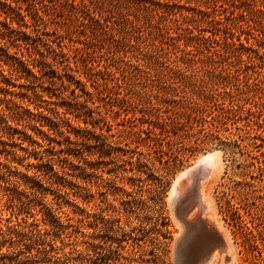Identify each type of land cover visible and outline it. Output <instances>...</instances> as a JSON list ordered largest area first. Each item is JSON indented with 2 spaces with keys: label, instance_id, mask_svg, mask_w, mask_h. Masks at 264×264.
I'll list each match as a JSON object with an SVG mask.
<instances>
[{
  "label": "rangeland",
  "instance_id": "rangeland-1",
  "mask_svg": "<svg viewBox=\"0 0 264 264\" xmlns=\"http://www.w3.org/2000/svg\"><path fill=\"white\" fill-rule=\"evenodd\" d=\"M13 103L81 130L37 172L44 135L0 121V264H174L167 195L208 153L201 264H264V0H0V114Z\"/></svg>",
  "mask_w": 264,
  "mask_h": 264
},
{
  "label": "trees",
  "instance_id": "trees-1",
  "mask_svg": "<svg viewBox=\"0 0 264 264\" xmlns=\"http://www.w3.org/2000/svg\"><path fill=\"white\" fill-rule=\"evenodd\" d=\"M26 39H27V36L25 38V41ZM38 55L42 59L47 58V55L45 56L42 52H38ZM25 56H27V59H25ZM21 57L23 58L22 60H20L21 64H25L26 66L32 65V67H35L33 63L36 62L37 59L32 58L31 60H28L30 55L29 54L26 55L23 53H21ZM61 57H63V55H61ZM48 65H50L48 67L51 68L53 64L48 63ZM25 70L27 71L26 77H31L33 80H41L42 76H36L28 68H25ZM52 73H54V71ZM38 74H40V71H38ZM43 75H45V73ZM56 77L59 79L61 83H63L61 76H56ZM2 78L4 82L6 83L5 78L4 77ZM18 108L20 107L15 106L14 103H13V107L5 106V109H1L0 121L3 123L12 122L14 124V127L10 125L6 127L7 130H10L12 132L9 134V136L11 137L13 134H21L23 135L24 138L30 139L32 142H36L33 139L32 135L26 132L27 129L30 130L31 133L33 134L44 135L43 139L47 141L46 145L48 146L49 152H51L50 154L51 157L46 158L43 164H38L35 166V168L37 172H41L43 171L41 170V168L45 166L49 168V171H52V166L54 162L55 161L61 162V159L57 154L60 152H65L69 150V146L67 145L65 146V148H60L59 150H56L55 147L52 145V143L53 142L56 143L59 147L63 145V143L60 140L55 139V137L53 136L57 135L59 137H63V140H65L68 144H71L72 142H71L69 134L72 133L74 137H78L80 135L79 132L81 129L79 128L74 129V127L70 125L67 118L59 119L55 114H52L51 110L46 109V113H43L41 111H36L35 113H33V112H30L28 109H22L20 111L18 110ZM42 128H46V129L42 130ZM109 128L110 127H108L107 130H109ZM99 130H101V128H99ZM163 131H166V130L163 129ZM20 140H23V139H20ZM47 173L48 171L42 174L44 175L43 177H45ZM39 176L40 174L34 175V176L23 175L21 177V182L15 181L13 184L15 186L16 192L18 193L28 192L29 195L36 196L37 193H41V191L44 190L45 185H51L54 183V182H50L51 177H45L44 180H41V179H38ZM55 176L56 177L58 176L57 173L55 174ZM20 187L21 189H18ZM52 213H53V210L50 208L47 210L46 216H54ZM23 235L25 236L27 234L24 233Z\"/></svg>",
  "mask_w": 264,
  "mask_h": 264
},
{
  "label": "bare ground",
  "instance_id": "bare-ground-1",
  "mask_svg": "<svg viewBox=\"0 0 264 264\" xmlns=\"http://www.w3.org/2000/svg\"><path fill=\"white\" fill-rule=\"evenodd\" d=\"M216 168H217L216 167V160H215V155L213 153H208L206 155H202V156L198 157L196 159V161H194V163H192V165L185 168L183 171L179 172L175 176L174 180L171 183V187H170V190H169L168 195H167V202H168L169 207L171 208L170 210H172V218L175 221V223L177 224L178 229H179V232L174 236V242L180 241V239L182 238L183 239V241H182V244H183L182 251L183 252L191 253V252H193V250H196L199 253L198 255L201 256V259L196 260L194 264H201L202 262L205 261L207 254H208L207 252H209L208 251V247H209L208 241L209 240L198 239L200 237L203 238L202 229L204 230V228H202L199 220L193 219L191 221V218L188 217V214H189L188 212L194 208L195 212L199 213V215H203L210 210L209 209V202L206 201L207 198H204L203 191H205V193H206V188H207V182L206 181L208 179H210V177L212 175H214V172L217 170ZM183 180H185V183L182 182ZM196 186H197V188H196ZM198 186H201V190L200 189L198 190ZM180 198L184 199V202L181 205V210L183 211V215L180 218H178V217H176L174 206H175V202L177 200H179ZM208 219H209V217H208ZM212 222H213V220H212ZM213 224H214V222H213ZM217 242L218 241H216V243H215L216 245H217ZM221 244H219V245H221ZM209 245H210V243H209ZM221 246L223 249L222 250L223 253L224 252L226 253V251H228V250H226V251H224V250L228 249V248H226L227 245L226 246L221 245ZM214 250H215V248H214ZM219 253H220V251H219ZM220 255H219V257H220ZM208 256H209V254H208Z\"/></svg>",
  "mask_w": 264,
  "mask_h": 264
},
{
  "label": "water",
  "instance_id": "water-1",
  "mask_svg": "<svg viewBox=\"0 0 264 264\" xmlns=\"http://www.w3.org/2000/svg\"><path fill=\"white\" fill-rule=\"evenodd\" d=\"M197 188V186H196ZM184 202V199L180 198L179 200H177L175 202V214H176V217L180 218L183 213H181V205L182 203ZM183 241V239L181 238L180 241H175L173 242V249H172V253L174 255V264H180V257H179V253H178V246L179 244H181V242Z\"/></svg>",
  "mask_w": 264,
  "mask_h": 264
}]
</instances>
